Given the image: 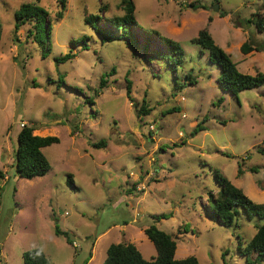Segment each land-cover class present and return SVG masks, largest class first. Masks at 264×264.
<instances>
[{
    "label": "rangeland",
    "instance_id": "rangeland-1",
    "mask_svg": "<svg viewBox=\"0 0 264 264\" xmlns=\"http://www.w3.org/2000/svg\"><path fill=\"white\" fill-rule=\"evenodd\" d=\"M123 1L66 0L58 19V0H0L3 263L22 264L23 251L39 248L51 264H83L103 232L87 264H102L109 245L120 242L134 244L148 260L156 251L143 230L155 225L175 240L177 260L264 264L238 249L262 221L239 210L235 225L224 227L209 213L210 194L219 191L215 171L264 203V156L258 152L264 148V85L236 96L224 92L216 82L219 69L190 42L206 29L239 72L264 73V28L258 32L253 24L261 15L264 25V0H131L135 51L124 40L102 44L85 23L90 15H99L103 25L122 17ZM25 3L47 12L48 36L44 22L36 40L33 22L15 31L14 15ZM162 38L180 46V59ZM245 41L256 50L242 54ZM68 53L74 57L54 61ZM143 103L148 114L138 116L134 104ZM204 118V130L193 134ZM22 124L59 140L42 149L50 164L43 177L23 179L14 171ZM102 140L105 147L93 146ZM158 215L165 218L153 219Z\"/></svg>",
    "mask_w": 264,
    "mask_h": 264
},
{
    "label": "trees",
    "instance_id": "trees-1",
    "mask_svg": "<svg viewBox=\"0 0 264 264\" xmlns=\"http://www.w3.org/2000/svg\"><path fill=\"white\" fill-rule=\"evenodd\" d=\"M59 11L56 13L58 19L62 18V13L65 10L66 0H58ZM193 10L201 8L194 3L188 5ZM124 15L122 17H115L106 21L103 25L100 23L101 17L99 15L89 16L85 18V23L89 24L94 33L100 37L101 43H108L113 40H124L128 46L133 50H137L138 44L133 34L134 27L137 24L134 19V4L131 0L123 1ZM48 14L45 10L34 3H25L20 6L15 13V31L27 22H33L35 31L34 39L36 40L39 30L42 29V23L46 24L47 36L50 33V25L47 21ZM253 24L258 32H263V19L261 15L253 20ZM1 35V25H0ZM166 46L170 49L172 55H176L178 59L183 54L180 46L167 38H162ZM81 43L85 41L83 38ZM192 44L198 45L206 52L208 61L215 65L220 74L216 79L217 84L224 92H229L236 96L237 93L245 90L258 88L264 85V73L256 72L254 75L243 74L238 71L236 64L230 59L229 55L215 44L214 40L206 29L199 30L197 36L190 41ZM75 43V42H74ZM76 44V43H75ZM49 52V48H45ZM85 49V47H83ZM256 48L252 47L249 41H245L240 46L242 54L247 55ZM44 51V50H43ZM44 51V52H45ZM46 55L43 54L44 58ZM74 57L73 54L68 53L61 57H57L54 61L64 63ZM171 57H169L170 59ZM166 60V58H165ZM115 72L114 68L110 73L101 77L99 87L103 89L107 84V75H112ZM126 96L130 98L131 82L126 79ZM222 99L217 100L220 104ZM92 104V102H90ZM137 115L148 114L144 103L137 108L134 104ZM206 121L204 118L196 125L193 134L204 130L203 124ZM17 145L15 149L14 171L19 178L31 180L36 177H43L50 169V164L42 153V149L59 142L55 136H38L34 134L32 125L24 124L17 133ZM264 145V138L262 140ZM105 141L95 143V148L105 147ZM258 152L264 156V148H258ZM251 171H254L251 168ZM240 170L238 171V174ZM214 178L219 186V191L216 195L210 194V199L213 202V209L210 210V217L217 224L224 227L235 225V219L239 215V210H242L247 219L256 217L262 221L258 225L256 232L249 239L248 243L243 249H239V253L243 257H255L256 260L264 259V203H255L249 199L241 189L232 185L226 178L222 177L217 171L214 172ZM68 184L73 190L77 188L73 185L71 175H68ZM165 218V215L154 216L153 219L160 220ZM54 233L58 236H63L68 244L72 241L65 231L59 230L55 227ZM144 235L153 244L156 255L150 259H145L138 251L136 246L132 243H117L111 244L106 249V255L102 264H199L194 256H187L183 259H175L176 242L164 231L158 229L155 225H150L143 230ZM22 264H51L44 252L39 248H31L25 250L21 254ZM91 258V253L86 264ZM246 264H249L246 259Z\"/></svg>",
    "mask_w": 264,
    "mask_h": 264
},
{
    "label": "crops",
    "instance_id": "crops-1",
    "mask_svg": "<svg viewBox=\"0 0 264 264\" xmlns=\"http://www.w3.org/2000/svg\"><path fill=\"white\" fill-rule=\"evenodd\" d=\"M255 232H256V231H254V233H255ZM254 233L252 234V236L254 235ZM105 234H106V233L103 232V233H100L99 235H97V237H96V239H95V242L93 243V254H91V258L87 261V263H89V262L92 260L93 256H94L95 245L99 243L100 239H101L102 237H104ZM252 236H251V237H252ZM251 237H250V238H251ZM0 254H1V251H0ZM87 263H86V264H87Z\"/></svg>",
    "mask_w": 264,
    "mask_h": 264
},
{
    "label": "built area",
    "instance_id": "built-area-1",
    "mask_svg": "<svg viewBox=\"0 0 264 264\" xmlns=\"http://www.w3.org/2000/svg\"><path fill=\"white\" fill-rule=\"evenodd\" d=\"M24 124L21 125V127L23 126ZM0 264H4L3 263V260H2V255L0 254Z\"/></svg>",
    "mask_w": 264,
    "mask_h": 264
}]
</instances>
